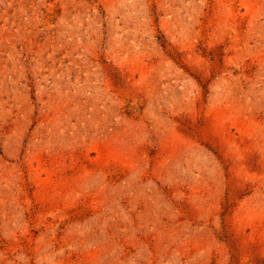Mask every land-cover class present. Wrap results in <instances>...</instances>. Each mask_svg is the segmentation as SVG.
Listing matches in <instances>:
<instances>
[{
    "label": "rangeland",
    "instance_id": "rangeland-1",
    "mask_svg": "<svg viewBox=\"0 0 264 264\" xmlns=\"http://www.w3.org/2000/svg\"><path fill=\"white\" fill-rule=\"evenodd\" d=\"M0 264H264V0H0Z\"/></svg>",
    "mask_w": 264,
    "mask_h": 264
}]
</instances>
